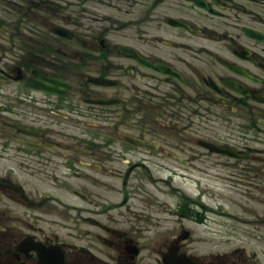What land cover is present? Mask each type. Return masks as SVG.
Masks as SVG:
<instances>
[{"label":"flooded vegetation","instance_id":"obj_1","mask_svg":"<svg viewBox=\"0 0 264 264\" xmlns=\"http://www.w3.org/2000/svg\"><path fill=\"white\" fill-rule=\"evenodd\" d=\"M225 177L264 179V0H0V264H264V206L203 202Z\"/></svg>","mask_w":264,"mask_h":264},{"label":"rangeland","instance_id":"obj_2","mask_svg":"<svg viewBox=\"0 0 264 264\" xmlns=\"http://www.w3.org/2000/svg\"><path fill=\"white\" fill-rule=\"evenodd\" d=\"M4 19L9 20V16L4 15ZM115 39L118 42L122 40L120 36H116ZM110 40L112 39L110 38ZM63 42L73 43V42H76V39L63 40ZM163 84H169V83H166L163 81ZM211 118L212 120H210L209 123H213L216 126L215 127L217 128L216 132L218 133L225 132V127L218 126V125H222L225 123L218 120L216 116H212ZM181 125H184L183 119H180L179 121V126ZM132 133H135V131ZM170 133L173 134V131H170ZM169 164L172 166L173 162H170ZM225 178L215 179V180L212 179V180L205 181L208 184V187L210 186V187L216 188V185L218 184L220 189L218 191L210 190V192L207 195H204L203 202L208 203L210 206H216V205L225 206L224 212L226 213L227 216L225 215V217L223 218L224 221L236 219L238 217L239 212L243 213L242 215H240V218H244L246 220L252 219V215L251 216L248 215V212L245 209L246 207L242 208L240 206H247V208L248 206H264V191L259 190L256 194H251L252 190L249 187L250 185L249 184L244 185L243 182L251 183V182L257 181L259 184H261L262 187H264V179L259 178V179L253 180L249 178H240V179L227 178V177ZM160 186H161V191L158 192L157 190L155 193L157 196V199L159 198L158 200H152V201L145 200L146 202L139 201V202L133 203V206H155V208L153 210L151 209L150 211V213L154 215L155 217V218L153 217L154 219L153 223H155L156 219L160 218V221L162 223L161 224L157 223V225H159L160 228H164L167 225L175 224L174 219H176V217L175 216L170 217V215L166 213V210L163 209V206H175L176 199L175 197H171L169 194L165 192L170 189L169 187H167L164 183H160ZM189 189H192V186L189 187ZM65 197H66V203L74 202V200L76 199L74 196H70V195H66ZM114 197L116 198V196ZM192 198L199 200L200 197L198 195H192ZM73 213L74 212L72 211V209H70V207L67 206L66 208L67 219L68 218L72 219ZM167 218L173 219V223L171 220L165 221V219ZM69 227H70L69 222H66V233L65 234L66 235L74 234L73 232L69 231ZM174 228L175 226H173V229ZM195 232L197 234L196 237L203 236L202 238H204L206 235L210 234V229H207V228L200 229L199 228ZM149 244H154V243L150 242ZM195 246H199L198 252L199 254L204 255V256H209L210 253H218V252H220L221 254L227 253L230 256L231 254H233L234 250L242 246L246 248L248 253L251 251L250 243L245 242V241H242V242L232 241V242H225V243L206 242V243H201V244H195Z\"/></svg>","mask_w":264,"mask_h":264},{"label":"water","instance_id":"obj_3","mask_svg":"<svg viewBox=\"0 0 264 264\" xmlns=\"http://www.w3.org/2000/svg\"><path fill=\"white\" fill-rule=\"evenodd\" d=\"M64 35L68 36L67 34H64ZM122 51H124L126 53H132V51L127 50V49H122ZM141 62L143 64L147 65L148 67H152L153 69H155V70H157V71H159L161 73L173 75V71L170 68H168V67H166L164 65H161V64L151 65V63L149 61H144V60H141ZM209 148L212 151H215V152H218V153L229 154L231 156L238 155L236 150H234V149H229V148H225V147L211 146V145H209ZM166 264H170L168 260H167Z\"/></svg>","mask_w":264,"mask_h":264}]
</instances>
